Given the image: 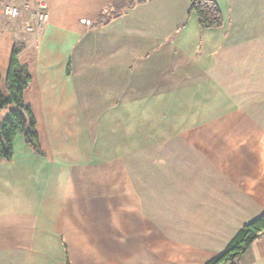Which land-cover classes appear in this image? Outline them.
<instances>
[{
  "label": "crops",
  "instance_id": "crops-1",
  "mask_svg": "<svg viewBox=\"0 0 264 264\" xmlns=\"http://www.w3.org/2000/svg\"><path fill=\"white\" fill-rule=\"evenodd\" d=\"M114 1L0 18V92L23 39L43 153L19 134L0 162V264H207L264 214V0H213L208 30L191 0L96 24ZM235 264H264V232Z\"/></svg>",
  "mask_w": 264,
  "mask_h": 264
},
{
  "label": "trees",
  "instance_id": "trees-1",
  "mask_svg": "<svg viewBox=\"0 0 264 264\" xmlns=\"http://www.w3.org/2000/svg\"><path fill=\"white\" fill-rule=\"evenodd\" d=\"M143 0H115L102 12L96 24L106 23L109 19L122 15L125 11ZM189 13L194 14L200 29H221L223 18L213 0H191ZM33 50L25 42L16 41L11 52L5 79L7 95L0 92V111L8 110L7 117L0 121V162H8L13 156V142L21 135L25 144L36 154L42 156L35 121L29 107L24 102V92L28 88L30 56ZM264 232V214L244 224L229 241L224 250L207 264H235L246 253L253 242Z\"/></svg>",
  "mask_w": 264,
  "mask_h": 264
},
{
  "label": "built area",
  "instance_id": "built-area-1",
  "mask_svg": "<svg viewBox=\"0 0 264 264\" xmlns=\"http://www.w3.org/2000/svg\"><path fill=\"white\" fill-rule=\"evenodd\" d=\"M19 1L22 3L23 7H28L33 5L35 7L34 11L29 12L28 21L38 28L42 25H45L48 21V7L47 0H12ZM22 9L16 4L6 5L0 8V13L12 20L20 18ZM29 31L32 30V27L27 28Z\"/></svg>",
  "mask_w": 264,
  "mask_h": 264
},
{
  "label": "rangeland",
  "instance_id": "rangeland-1",
  "mask_svg": "<svg viewBox=\"0 0 264 264\" xmlns=\"http://www.w3.org/2000/svg\"><path fill=\"white\" fill-rule=\"evenodd\" d=\"M7 4H12V1L11 0H0V7L5 6ZM17 5L21 6V8H23L20 18H18L16 20H12V19L8 18L7 16H4L3 14H0V18H2L4 20V22L6 23L7 26L9 25L8 28L11 27L14 31L18 30L20 33L24 32L25 35L31 34L32 32L31 33L28 32V29H27V27L33 26L28 21V12H31L34 10L33 5H29L28 7H23V5L20 3L19 4L17 3ZM15 27L17 29H15ZM36 27L37 26H33V29H35ZM21 40H23V39H21ZM5 111L8 112V110H5Z\"/></svg>",
  "mask_w": 264,
  "mask_h": 264
}]
</instances>
